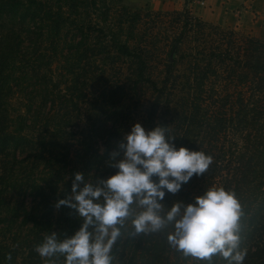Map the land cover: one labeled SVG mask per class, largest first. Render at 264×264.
<instances>
[{
  "label": "trees",
  "instance_id": "trees-1",
  "mask_svg": "<svg viewBox=\"0 0 264 264\" xmlns=\"http://www.w3.org/2000/svg\"><path fill=\"white\" fill-rule=\"evenodd\" d=\"M101 2L0 0V264H47L35 246L47 234L65 239L69 228L55 205L69 197L77 172L85 180L112 173L111 146L124 132V95L142 85L154 92L145 115L150 131L165 127L171 144L179 114L182 124L188 121L180 138L198 127L202 139L191 151L213 157L204 174L193 175L191 188L182 184L179 202L194 204L211 188L234 192L243 211V264H264V42L191 19L184 7L188 28L175 37L155 81L147 48L135 39L138 11L120 5L116 14ZM161 108L168 116L159 121ZM130 217L112 264L127 257L122 264L147 258L145 264H228L219 254L209 262L173 247L174 223L149 242L140 238L142 262H132ZM53 260L62 264L60 255Z\"/></svg>",
  "mask_w": 264,
  "mask_h": 264
},
{
  "label": "clouds",
  "instance_id": "clouds-1",
  "mask_svg": "<svg viewBox=\"0 0 264 264\" xmlns=\"http://www.w3.org/2000/svg\"><path fill=\"white\" fill-rule=\"evenodd\" d=\"M124 140L119 151L111 153V166L119 170L115 175L92 184L77 172L71 196L55 205L74 209L83 221L80 229L65 239L47 234L34 251L47 264H54L58 255L64 257V264H112L111 252L121 227L133 215L131 206L138 203L143 211L132 220L136 234L159 232L174 223L168 241L185 256L211 262L219 254L228 264H243L246 250L240 249L239 236L243 211L234 192L211 188L194 204L177 202L161 214L164 190L179 192L194 174L207 171L213 157L185 147L177 150L162 126L146 131L136 123ZM101 198L103 203L97 202ZM7 259L11 260L10 254Z\"/></svg>",
  "mask_w": 264,
  "mask_h": 264
},
{
  "label": "rangeland",
  "instance_id": "rangeland-1",
  "mask_svg": "<svg viewBox=\"0 0 264 264\" xmlns=\"http://www.w3.org/2000/svg\"><path fill=\"white\" fill-rule=\"evenodd\" d=\"M104 3H107V4L109 3L110 4L109 6H113L112 11H115L116 14L119 12L118 7L120 5H125L129 9L138 11L139 18H138V24H137L138 27L136 31L137 37H135V39L137 41H140V44L144 46L145 50L147 48L146 58L148 62L146 63V65L148 68V75L153 80L158 81L162 77L165 61L168 58L167 53H168V50L172 42L175 40V37H177V35L181 31L186 30V28H188V27L183 28L184 27L183 26V21H184L183 9L184 8L176 9V8L169 7L167 9H160V8L156 9L151 6L150 0H104ZM100 6H103V0ZM186 10L188 12L187 14L189 18L191 19L196 18L190 13L188 9ZM259 15H260V19L258 23L255 25H252V27L250 25L245 28L244 27L232 28L230 26H223V25H219V26L231 28L241 34L252 35L256 37L257 39H259L260 41L264 42V6L261 7ZM190 39L191 40L193 39V35L192 37H190ZM178 56H179V53L177 52L174 55V57L178 58ZM133 92H134V95L130 94L129 92H126V94L124 95L125 98L123 99L124 101L122 102V106L125 111V122H124L125 124L123 126L124 132L120 139L113 141V145L111 146V149L113 150V152L119 151L118 145L121 142H126L124 138L128 134H130L132 127L136 123H140L141 126L146 131H150V129L147 127L145 123V115H146L147 107L151 101V98L153 97L154 92L147 85H142L139 88L136 86L133 89ZM182 102L183 101L180 100L176 104L177 107L179 108V111L181 109L180 104H182ZM183 113H186V115H188L185 109ZM166 116H168L166 115V110L164 108H161L158 111L156 120L160 121ZM188 119L190 120V118ZM173 120L174 121L176 120V123H175L176 126L174 128V132L177 134V136L173 137V139L171 140V144H173L177 150L180 147H185L189 149L190 151L191 149H198L200 139H202V132L198 130V127H195L194 129L189 128L188 135L185 136V138H180V133L182 132V130L185 128V125H186L185 122L188 123V121L185 120V122L182 124V121L184 119L179 114L174 115ZM177 124L179 126H177ZM190 139L193 140L194 143H190ZM182 140L185 141V143H182L181 142ZM97 141L101 142L100 139H97ZM119 158L121 157H118V159ZM111 171L112 173L111 174L107 173L105 178L104 176L102 177L95 176L93 177V179H86L85 182L96 184L101 179L106 180L110 176L115 175L119 170L115 167H112ZM196 177H193L192 179H190L187 183H185V185H183L182 188L184 189L191 188L193 183H196L197 181ZM152 179L154 182H157V183L159 181V178L157 176H153ZM83 186L84 184L82 182L80 184V188H82ZM164 191H165L164 199L159 202H161L162 205L169 204L170 206L168 207V209L167 208L163 209L161 213L162 215L166 214L167 211L171 208V206L174 203H177L179 202L180 199H182V197H180L181 196L180 194L179 196H177V194H172V193L167 192L166 189ZM71 194H72V190L69 196H71ZM97 202L103 203V198H101V200ZM60 207L61 209L64 210V212L67 214V217L69 218V220L67 221V223L69 224V228L67 229L68 234H66L67 235L66 238H70L71 236L75 234L76 231L80 229L83 221H82V218H80L77 215L74 209L66 205H61ZM163 207L165 206L163 205ZM132 209H133V215L130 217V220L127 224V227H129L128 232H130L127 235V237L129 240L128 243L130 245L129 251L130 253H132L131 258L134 257L132 262H135L139 259V256L141 254L140 252L143 249L142 248L139 251V248L142 245V242L139 241L140 238L143 237L144 241L147 240L149 242L150 239H152L154 236L158 234V232L136 234L135 228L132 224V220L135 218L136 214L143 211V208H141L138 205V203H134L132 205ZM138 243H140V245H138ZM133 244H135L134 246L135 253H133L134 251L132 252ZM127 255H128V251L126 250L124 256H127ZM127 259L128 257L126 258V260H123V259H121L120 261L117 260L115 264L125 263L127 262ZM148 259L149 258H147V260L144 261L142 264H145L148 261ZM138 262L141 263L142 261L138 260ZM61 263L64 264L63 256H61Z\"/></svg>",
  "mask_w": 264,
  "mask_h": 264
},
{
  "label": "crops",
  "instance_id": "crops-1",
  "mask_svg": "<svg viewBox=\"0 0 264 264\" xmlns=\"http://www.w3.org/2000/svg\"><path fill=\"white\" fill-rule=\"evenodd\" d=\"M150 4L156 9L185 7L194 17L205 22L245 28L258 23L264 0H150Z\"/></svg>",
  "mask_w": 264,
  "mask_h": 264
},
{
  "label": "built area",
  "instance_id": "built-area-1",
  "mask_svg": "<svg viewBox=\"0 0 264 264\" xmlns=\"http://www.w3.org/2000/svg\"><path fill=\"white\" fill-rule=\"evenodd\" d=\"M188 1V0H187Z\"/></svg>",
  "mask_w": 264,
  "mask_h": 264
}]
</instances>
